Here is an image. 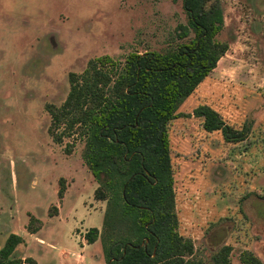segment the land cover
<instances>
[{
  "label": "rangeland",
  "instance_id": "obj_1",
  "mask_svg": "<svg viewBox=\"0 0 264 264\" xmlns=\"http://www.w3.org/2000/svg\"><path fill=\"white\" fill-rule=\"evenodd\" d=\"M219 2L217 40L228 50L169 124L177 232L200 264H214L223 247L230 264H244L245 253L264 264V0ZM179 24L180 0H0V248L10 234L22 237L13 258L105 263L99 238L82 250L85 233L101 231L106 204L94 197L84 139L55 142L46 106L63 103L68 75L90 60L108 58L117 73L130 53L174 49L184 41ZM202 105L234 130L246 126V138L205 132L192 115Z\"/></svg>",
  "mask_w": 264,
  "mask_h": 264
},
{
  "label": "trees",
  "instance_id": "obj_2",
  "mask_svg": "<svg viewBox=\"0 0 264 264\" xmlns=\"http://www.w3.org/2000/svg\"><path fill=\"white\" fill-rule=\"evenodd\" d=\"M180 1L186 24L177 25L175 33L183 42L164 53H130L117 73L108 58L90 60L81 74L68 75L63 103L46 106L55 142L67 134L84 139L82 157L97 183L94 197L106 203L101 231L90 228L84 239L88 245L100 239L104 264H200L192 258L191 241L177 232L169 124L228 44L217 40L224 28L219 0ZM192 115L202 120L205 132H221L226 143L247 136L246 126L232 129L208 106H198ZM59 126L64 129L57 134ZM62 193L60 180L59 198ZM26 230L32 235L38 228ZM23 242L10 234L0 248V264H23L12 257ZM229 252L223 247L214 264H230ZM243 262L260 264L248 253Z\"/></svg>",
  "mask_w": 264,
  "mask_h": 264
},
{
  "label": "crops",
  "instance_id": "obj_3",
  "mask_svg": "<svg viewBox=\"0 0 264 264\" xmlns=\"http://www.w3.org/2000/svg\"><path fill=\"white\" fill-rule=\"evenodd\" d=\"M92 245V244H91ZM91 245H86V244H83V248L82 250H85L88 246H91ZM82 258V256H80Z\"/></svg>",
  "mask_w": 264,
  "mask_h": 264
}]
</instances>
